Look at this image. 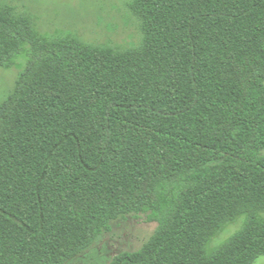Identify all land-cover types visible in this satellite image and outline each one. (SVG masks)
Wrapping results in <instances>:
<instances>
[{
    "label": "trees",
    "instance_id": "1",
    "mask_svg": "<svg viewBox=\"0 0 264 264\" xmlns=\"http://www.w3.org/2000/svg\"><path fill=\"white\" fill-rule=\"evenodd\" d=\"M126 7L136 45L47 35L0 1V67L25 61L0 104V264H65L129 214L156 228L108 264H254L264 0Z\"/></svg>",
    "mask_w": 264,
    "mask_h": 264
},
{
    "label": "rangeland",
    "instance_id": "2",
    "mask_svg": "<svg viewBox=\"0 0 264 264\" xmlns=\"http://www.w3.org/2000/svg\"><path fill=\"white\" fill-rule=\"evenodd\" d=\"M30 13L40 32L52 35L70 31L87 42L136 45L140 40L136 20L130 15L129 0H0ZM19 57V56H18ZM23 57L14 65L0 67V104L13 90ZM23 66V67H22ZM238 224L230 225L215 240L217 244L228 237ZM156 223L148 222L144 214H129L110 223L94 244L65 264H108L121 252L138 250L153 234ZM254 264H264V256Z\"/></svg>",
    "mask_w": 264,
    "mask_h": 264
}]
</instances>
